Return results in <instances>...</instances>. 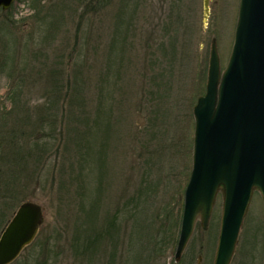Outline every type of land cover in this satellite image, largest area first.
I'll list each match as a JSON object with an SVG mask.
<instances>
[{
    "label": "rangeland",
    "instance_id": "374dc122",
    "mask_svg": "<svg viewBox=\"0 0 264 264\" xmlns=\"http://www.w3.org/2000/svg\"><path fill=\"white\" fill-rule=\"evenodd\" d=\"M239 4L211 0L207 20L204 0H15L0 11V183L11 196L0 235L23 202L44 215L11 264H214L221 195L175 255L193 108L213 40L228 64ZM230 264H264L259 192Z\"/></svg>",
    "mask_w": 264,
    "mask_h": 264
},
{
    "label": "water",
    "instance_id": "95a60500",
    "mask_svg": "<svg viewBox=\"0 0 264 264\" xmlns=\"http://www.w3.org/2000/svg\"><path fill=\"white\" fill-rule=\"evenodd\" d=\"M14 0H0L7 10ZM209 16V0H205ZM193 171L186 190L179 261L200 217L207 229L219 192L223 214L214 264H230L255 191L264 202V0H241L234 45L222 73L213 40L206 94L194 108ZM42 208L22 204L0 238V264L11 263L35 237Z\"/></svg>",
    "mask_w": 264,
    "mask_h": 264
},
{
    "label": "trees",
    "instance_id": "16d2710c",
    "mask_svg": "<svg viewBox=\"0 0 264 264\" xmlns=\"http://www.w3.org/2000/svg\"><path fill=\"white\" fill-rule=\"evenodd\" d=\"M60 87V86H59ZM57 88V93H59L61 90H60V88ZM18 133L19 132H11L10 133V135H11V140H10V142H6L8 145H10V146H12V143H14V138H18ZM5 144V143H4ZM14 150H13V153H14V156H19V154H20V149H19V147L17 146V143H14ZM11 153H12V150H11ZM10 153V154H11ZM15 157V158H16ZM9 160H10V157H7ZM12 159H14L13 157H12ZM8 165V162H7V164L5 165V166H7ZM3 167H4V165H3ZM3 169V168H2ZM1 169V171H0V174H1V172L3 171ZM8 183L7 182H5V183H0V218L1 217H3L4 215H5V210L7 209V204H6V201H7V199L9 198V200H10V198H11V196H10V193H8L5 189H4V186H6ZM3 188V189H2ZM3 205V206H2ZM15 212V211H14ZM14 212H13V214H14ZM12 214V215H13ZM12 215H11V217H12ZM10 220V219H9ZM8 220V221H9Z\"/></svg>",
    "mask_w": 264,
    "mask_h": 264
}]
</instances>
